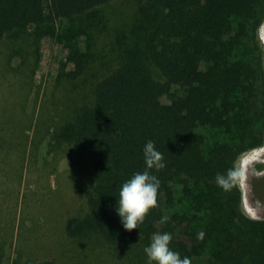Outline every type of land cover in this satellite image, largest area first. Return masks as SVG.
<instances>
[{"label": "trees", "instance_id": "obj_1", "mask_svg": "<svg viewBox=\"0 0 264 264\" xmlns=\"http://www.w3.org/2000/svg\"><path fill=\"white\" fill-rule=\"evenodd\" d=\"M113 4L130 13L132 34L120 30L108 50L100 39L113 28L105 15ZM263 22L264 0H0V46L45 31L69 49L66 76L76 91L90 88L92 100L70 109L53 137L69 146L73 164L83 153L91 174L78 201L86 211L66 226L78 249L121 258L114 264H147L152 234L168 232L191 264L208 249L214 264H264V220L244 215L237 184L225 191L215 180L264 144ZM82 34L80 50L72 41ZM106 64L115 67L99 79ZM147 140L166 167L151 170L160 180L157 206L128 232L114 209L121 185L145 168ZM3 257L0 246V264Z\"/></svg>", "mask_w": 264, "mask_h": 264}, {"label": "rangeland", "instance_id": "obj_2", "mask_svg": "<svg viewBox=\"0 0 264 264\" xmlns=\"http://www.w3.org/2000/svg\"><path fill=\"white\" fill-rule=\"evenodd\" d=\"M114 5L105 11L113 28L100 39L108 50L115 48L120 30L126 36L132 34L126 29L133 21L130 13L121 16L115 12ZM262 26L264 22L258 30V39L264 67ZM33 33L32 29L25 34L9 36L0 46V246L3 264H14L20 255V264L44 259L59 264H114L121 258L98 249H78L79 246L66 235L67 222L86 211V201H78L82 197V187L90 183L91 174L83 153L79 155L81 162L74 158L73 164L66 153L69 146H59L53 137L57 128L71 118L70 109L90 102L92 95L89 86L85 88L88 91H79V94L75 83L67 78V71L73 65L67 63L69 49L64 47L65 42L59 43L45 31L40 38ZM82 35L72 41L80 50L84 48L85 34ZM134 42L132 39L129 43ZM101 60L103 58L98 64ZM113 67L106 64L98 78L106 76ZM154 74L161 77L155 69ZM162 101L170 102L168 97ZM243 154L249 162L244 168L243 180L236 183L242 195L241 209L252 220H264V144ZM240 157L236 166H239ZM197 262L214 264L212 250L208 249Z\"/></svg>", "mask_w": 264, "mask_h": 264}, {"label": "clouds", "instance_id": "obj_3", "mask_svg": "<svg viewBox=\"0 0 264 264\" xmlns=\"http://www.w3.org/2000/svg\"><path fill=\"white\" fill-rule=\"evenodd\" d=\"M143 158L144 170L133 173L121 185L114 209L124 230L128 232L138 229L149 211L157 206L160 180L151 170L166 167L163 153L156 148L152 140L146 141ZM248 162L246 154H242L239 166L229 169L227 175L217 174L215 178L217 185L225 191L230 190L238 181L243 180L244 168ZM199 235L202 237L203 233ZM171 241L172 234L168 232L153 233L149 244L144 248L147 264H191L190 258L187 256L182 258L179 252L172 249Z\"/></svg>", "mask_w": 264, "mask_h": 264}]
</instances>
